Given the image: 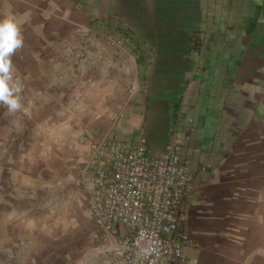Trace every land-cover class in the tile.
Returning a JSON list of instances; mask_svg holds the SVG:
<instances>
[{"label":"crops","instance_id":"0c3cea01","mask_svg":"<svg viewBox=\"0 0 264 264\" xmlns=\"http://www.w3.org/2000/svg\"><path fill=\"white\" fill-rule=\"evenodd\" d=\"M205 1L0 0V20L21 32L90 14L126 25L150 49L141 64L153 107L147 117L133 107L115 131L133 140L143 130L152 154L178 143L191 187L178 264H264V0ZM103 244L95 264H108Z\"/></svg>","mask_w":264,"mask_h":264},{"label":"rangeland","instance_id":"374dc122","mask_svg":"<svg viewBox=\"0 0 264 264\" xmlns=\"http://www.w3.org/2000/svg\"><path fill=\"white\" fill-rule=\"evenodd\" d=\"M84 19L22 31L11 57L22 109L0 104V264H95L106 247L76 172L91 144L131 142L115 131L127 111L149 114L152 81L141 62L150 49L115 16Z\"/></svg>","mask_w":264,"mask_h":264},{"label":"built area","instance_id":"2783aa9c","mask_svg":"<svg viewBox=\"0 0 264 264\" xmlns=\"http://www.w3.org/2000/svg\"><path fill=\"white\" fill-rule=\"evenodd\" d=\"M75 183L108 245V264H178L189 241L179 224L191 187L177 141L159 154L150 152L143 130L128 143H93Z\"/></svg>","mask_w":264,"mask_h":264},{"label":"clouds","instance_id":"9594fccd","mask_svg":"<svg viewBox=\"0 0 264 264\" xmlns=\"http://www.w3.org/2000/svg\"><path fill=\"white\" fill-rule=\"evenodd\" d=\"M23 43L16 21L12 17L0 20V104L5 105L10 113L22 109V85L14 79L11 57L23 47Z\"/></svg>","mask_w":264,"mask_h":264}]
</instances>
